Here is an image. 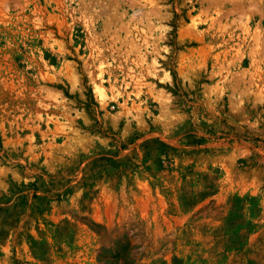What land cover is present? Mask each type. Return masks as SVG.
<instances>
[{
  "label": "rangeland",
  "instance_id": "1",
  "mask_svg": "<svg viewBox=\"0 0 264 264\" xmlns=\"http://www.w3.org/2000/svg\"><path fill=\"white\" fill-rule=\"evenodd\" d=\"M0 264H264V0H0Z\"/></svg>",
  "mask_w": 264,
  "mask_h": 264
},
{
  "label": "bare ground",
  "instance_id": "2",
  "mask_svg": "<svg viewBox=\"0 0 264 264\" xmlns=\"http://www.w3.org/2000/svg\"><path fill=\"white\" fill-rule=\"evenodd\" d=\"M96 86H97V85H96ZM98 88H99V91H100V92H103L102 85L99 84Z\"/></svg>",
  "mask_w": 264,
  "mask_h": 264
}]
</instances>
